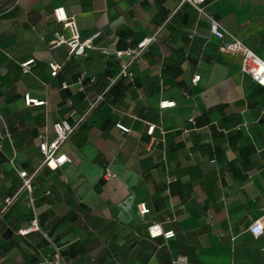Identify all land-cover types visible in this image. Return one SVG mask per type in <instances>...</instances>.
I'll return each instance as SVG.
<instances>
[{"label":"crops","instance_id":"crops-1","mask_svg":"<svg viewBox=\"0 0 264 264\" xmlns=\"http://www.w3.org/2000/svg\"><path fill=\"white\" fill-rule=\"evenodd\" d=\"M57 7L83 38L101 31L95 42L111 51L157 36L133 76L118 80L64 143L71 160L50 169L40 167V140L54 138L56 121L74 122L120 67L99 49L49 48L55 31L71 35ZM205 7L264 58L262 0ZM220 44L208 18L182 0H0V129L11 134L0 150V212L22 183L15 166L39 168L40 224L68 264H264V234L249 231L264 220V86ZM50 62L60 64L56 76ZM26 93L45 103L26 105ZM164 99L176 106L161 108ZM31 217L24 191L0 217V264H46L52 248L42 233H20ZM154 223L176 235L151 237Z\"/></svg>","mask_w":264,"mask_h":264},{"label":"built area","instance_id":"built-area-1","mask_svg":"<svg viewBox=\"0 0 264 264\" xmlns=\"http://www.w3.org/2000/svg\"><path fill=\"white\" fill-rule=\"evenodd\" d=\"M264 2V0H262ZM182 2H189L192 4L197 11L208 18L209 20V36H214L221 40L220 50L224 52L239 53L242 56V70L244 73L251 76V78L260 86H264V58L258 55L254 50L248 47L245 42L229 31L225 25H223L218 19L213 17L205 7L206 0H182ZM55 18L57 21L62 22L63 25L70 29L71 35L69 37L63 35L59 31L53 33V38L49 42V48L53 49L65 44L69 48L70 55H85L89 50L99 49L102 53L107 55H113L119 63V71L115 77H113L110 83L105 87V89L100 92L93 100L89 102L84 111L75 117L74 122L65 118L56 121L53 124V129L55 136L52 140L41 139L39 142V149L43 155L41 161V166H48L52 169L57 168L69 162L71 159L68 154L61 150L64 143L70 138L74 133L80 123L93 111L97 106L105 100L106 94L109 89L121 78L133 76L132 67L134 64L140 62L148 49L150 43L156 40L157 34H153L149 37L143 38L136 44L126 46L124 48H118L113 51L109 50L105 46H99L95 40L101 35V31L94 33L93 35L83 38L79 32L78 25L74 17H69L64 10V7H57L54 9ZM35 62L34 58L27 59L21 63V67L24 73H28L31 69V65ZM51 74L56 76L60 70V64L56 62H50ZM200 75L194 76L193 81L197 82L200 80ZM85 78V72H83L79 77V82L82 83ZM94 80V78H93ZM62 87H68V84L63 82ZM25 103L28 106L31 105H42L45 100H40L31 96V94L26 93L24 95ZM176 106L175 100L164 99L160 101L161 108L174 107ZM75 114V111L72 112ZM0 117H2L0 113ZM190 121L195 122L193 117ZM116 126L124 133L131 131V127L122 123L116 122ZM156 125L150 124L148 127V133L152 134ZM10 131L7 126H5V131L0 129V150L2 149L5 137H10ZM42 137V136H40ZM16 155V153H15ZM15 168L21 177V186L12 194L5 198V204L0 212L1 215L6 212L15 200L25 191L28 199V205L31 211L30 224L20 230L21 234H28L30 232L39 231L47 240L48 244L52 248L51 254L46 258V264H68L60 246L56 244L54 239L44 231L40 224L39 210L36 203V198L33 192V183L36 174L39 170L36 169L33 172H29L24 168ZM115 174L110 169L106 167L103 173L104 178H111ZM141 213L145 214L150 211V208L145 202L139 204ZM148 231L151 237L163 236L166 239L172 238L176 235L175 230L169 229L165 230L160 223L151 224L148 227ZM249 231L254 237H259L264 234V220L259 218L255 220L250 226ZM178 263L177 260L173 261V264Z\"/></svg>","mask_w":264,"mask_h":264},{"label":"rangeland","instance_id":"rangeland-1","mask_svg":"<svg viewBox=\"0 0 264 264\" xmlns=\"http://www.w3.org/2000/svg\"><path fill=\"white\" fill-rule=\"evenodd\" d=\"M30 170L32 169V168H29Z\"/></svg>","mask_w":264,"mask_h":264},{"label":"trees","instance_id":"trees-1","mask_svg":"<svg viewBox=\"0 0 264 264\" xmlns=\"http://www.w3.org/2000/svg\"><path fill=\"white\" fill-rule=\"evenodd\" d=\"M50 168V167H49ZM51 169V168H50Z\"/></svg>","mask_w":264,"mask_h":264}]
</instances>
